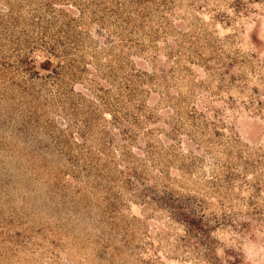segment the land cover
I'll return each instance as SVG.
<instances>
[{"label":"rangeland","instance_id":"obj_1","mask_svg":"<svg viewBox=\"0 0 264 264\" xmlns=\"http://www.w3.org/2000/svg\"><path fill=\"white\" fill-rule=\"evenodd\" d=\"M0 264H264V0H0Z\"/></svg>","mask_w":264,"mask_h":264}]
</instances>
